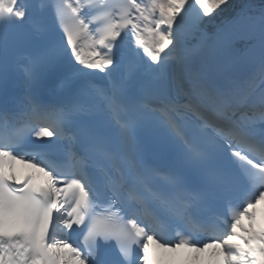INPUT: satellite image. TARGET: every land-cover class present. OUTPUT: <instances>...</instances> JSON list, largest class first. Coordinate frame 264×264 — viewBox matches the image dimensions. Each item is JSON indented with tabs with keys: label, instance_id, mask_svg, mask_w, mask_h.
Wrapping results in <instances>:
<instances>
[{
	"label": "rangeland",
	"instance_id": "374dc122",
	"mask_svg": "<svg viewBox=\"0 0 264 264\" xmlns=\"http://www.w3.org/2000/svg\"><path fill=\"white\" fill-rule=\"evenodd\" d=\"M170 1H174V5H172ZM166 3H167L166 6L167 5L170 6L171 10L169 9L168 10L172 13V15L168 20L167 19L163 20L161 18L163 21L166 20L167 21L162 23L166 29L162 34H159L158 37L159 46L164 43V38L167 39L168 44H171L168 35V30L172 32L171 27L173 26V23L175 24V17L177 19V15H175L173 10L175 11L176 9L175 7L178 3V0H167ZM159 6L160 4L158 3L157 7ZM198 8L199 7L194 0H189V6L187 5L185 13L181 15V18L178 20L180 24L179 28L181 29L182 36L183 34H186V36L188 37L192 36L191 33L184 32L183 29L187 28L189 30H192V27L194 26L195 21L199 15ZM160 11H161L160 8H158L157 9L158 17ZM161 12L164 13L165 16L169 15L167 9ZM263 16H264V11H262L259 15H254L253 17L249 16V19H246L243 16H241L236 21L224 25L222 29H219L214 36H207L205 34L199 36L198 43H194L190 46L185 47V52L187 53L186 59L191 58L187 66L188 68L184 70L186 75L193 76V74L198 69L201 70V68L206 65L204 69H202L205 70L208 63L213 62L211 64L215 65L216 62L219 74L225 77V79L229 81V84L231 83L235 84L237 87L236 89L237 92L242 91L244 94V92L247 90L249 97L263 98L264 97V45L259 46L255 49H250L246 47V42L248 41L249 37L251 35H255L258 32L259 26L264 21ZM160 25L161 22L159 20V23L156 24V28L158 29V26ZM150 29H151V25H150ZM188 37L186 39H189ZM163 47L164 49L168 50L170 46L165 47L163 45ZM194 55H197L198 58L194 59L193 58ZM170 56L172 58L174 65H176L174 61H177V59L175 57L176 52L174 48L171 50ZM178 82L176 83L178 84ZM207 252H209V250L205 248L202 253L203 258L207 256ZM189 254L190 253H187L185 254V256Z\"/></svg>",
	"mask_w": 264,
	"mask_h": 264
},
{
	"label": "bare ground",
	"instance_id": "6f19581e",
	"mask_svg": "<svg viewBox=\"0 0 264 264\" xmlns=\"http://www.w3.org/2000/svg\"><path fill=\"white\" fill-rule=\"evenodd\" d=\"M166 1L167 0H163L160 2V10L161 11H164L166 9L171 10L170 6H168V5L166 6V4H167ZM4 2H5L4 0H1V4H3ZM170 3L172 5H174V1H170ZM186 3H187V0H178V3L175 7L177 9L176 12H178V16L181 14L183 9H185V7H187ZM173 12H174V10H173ZM157 17H158V13H157ZM138 19H140L142 24L146 25L147 28L150 29V25H151L152 21H147L145 16L141 12H139L137 14V21H138ZM154 19H157V18H154ZM135 24L140 25L139 23H135ZM154 39H156L155 35H154ZM155 43H156V41H155ZM163 45L165 47L170 46L168 44L167 40L164 41ZM76 47H77V60L79 62L78 67L72 71H67L66 74H63L57 78H53L51 85L48 88L40 91V94L46 98L43 102V105L45 108L48 109V111L50 110L49 106H51L52 100L54 102H56V101L60 102L63 100V97L65 96L66 91H67L68 84H70L74 79H76L80 75L86 76L87 73H90V72H101V62L96 60V59L91 60V55L92 54L94 55L95 52L91 51V48L86 44V39L84 36L81 37V39L78 42ZM178 49L180 51L179 45H178ZM155 52H156V50H153V53H152L153 56H152L151 61H150V58H147L144 60V62H147V63L142 65V67L144 69L153 70V71H160L159 64H163V63L167 64L168 63V61L166 60V58H164L162 56V54H158V57H156ZM166 52H167V50H166ZM127 56H128V54L125 53V54H123V57L121 59H119L118 61H114L111 64L113 66V68L115 69V71H114L115 73L118 72V69L122 65H125L127 63V60H125ZM154 58L157 61V66L154 65V60H153ZM193 58L197 59L198 56L194 55ZM130 59L131 58L128 57V61H130ZM148 61H150V62H148ZM185 62H187V60H185ZM168 65H169V63H168ZM171 66H172V64L170 63V67ZM179 68H184V67H182L180 64ZM209 68H213V70L211 72V76L206 77L205 75L207 74V70ZM217 74L218 73H217L216 65L208 64L207 67L205 68V70L198 69L193 74L194 76L192 78H190V79L186 78L184 84H180L179 82H178V84L174 83L175 88L177 91H179V89H181L185 84L187 85V81L189 84L194 79H196V81H195V83H193L194 85H192L193 88L199 87L200 84H205V83H208L211 88L217 87V88H223V89L228 88V87L230 88L231 86L235 85V84L232 85V83L229 84V82L227 81V79H225V77H223L221 75H217ZM182 79L183 78H181V80ZM1 159H2V152L0 151V160ZM10 162H11V166H13V168L15 170L13 175H15L18 178L19 175L22 174V172H23V167H22V165H19L18 162L14 161V160H10ZM0 168L3 170H6L8 172L6 164L2 161H0ZM245 230H246V227L243 226L240 229V233H243ZM221 235H222V233H218L216 235H212L211 237L217 239ZM205 248L207 250H209V252H207V256L205 258H203L202 257V253H203L202 250H204ZM58 250L61 253V255L66 259L65 264H75L74 260L71 257L70 251L67 247L60 245ZM228 251L229 250H227V248L224 246L223 243H221V241H218V242L215 241V242L211 243V245H208V246L204 247L203 249L194 250L192 252V254H189L187 256H185V254L190 253V252L186 249H182L180 253H184V256L182 258H180V260L182 263L184 262V264H194L197 262H199V263L205 262L206 264H224V262H227L229 259V258H227L228 255H226ZM160 253H161V255H163L165 257L169 253V251L167 249H161ZM193 257H195V260L190 261ZM172 259L173 260H170L169 264H176L178 257H173ZM36 262L40 263V260H37ZM52 262H53V260L51 257L50 258L46 257V260H45L46 264H51ZM0 264H11V263L6 261V260L4 261V260L0 259Z\"/></svg>",
	"mask_w": 264,
	"mask_h": 264
},
{
	"label": "trees",
	"instance_id": "16d2710c",
	"mask_svg": "<svg viewBox=\"0 0 264 264\" xmlns=\"http://www.w3.org/2000/svg\"><path fill=\"white\" fill-rule=\"evenodd\" d=\"M212 1V2H211ZM208 5L207 14L200 21L202 28L211 30L214 25H218L235 17L241 8L249 7L250 5L261 7L264 5V0H211ZM205 4V3H204ZM211 25L210 28H208Z\"/></svg>",
	"mask_w": 264,
	"mask_h": 264
},
{
	"label": "water",
	"instance_id": "95a60500",
	"mask_svg": "<svg viewBox=\"0 0 264 264\" xmlns=\"http://www.w3.org/2000/svg\"><path fill=\"white\" fill-rule=\"evenodd\" d=\"M264 43V24L260 27V32L257 36H252L248 45L256 46L257 44Z\"/></svg>",
	"mask_w": 264,
	"mask_h": 264
}]
</instances>
